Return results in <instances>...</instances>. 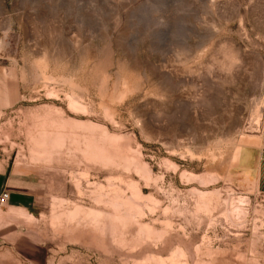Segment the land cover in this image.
Wrapping results in <instances>:
<instances>
[{
    "label": "rangeland",
    "instance_id": "obj_1",
    "mask_svg": "<svg viewBox=\"0 0 264 264\" xmlns=\"http://www.w3.org/2000/svg\"><path fill=\"white\" fill-rule=\"evenodd\" d=\"M0 93V264H264V0H0Z\"/></svg>",
    "mask_w": 264,
    "mask_h": 264
},
{
    "label": "crops",
    "instance_id": "obj_2",
    "mask_svg": "<svg viewBox=\"0 0 264 264\" xmlns=\"http://www.w3.org/2000/svg\"><path fill=\"white\" fill-rule=\"evenodd\" d=\"M8 180L9 179H5L4 177L0 176V199L2 197V192L8 189ZM10 193H11L9 197L10 206L23 210L24 209L26 210V208L30 206L32 200H31V196L28 193L14 191V190L10 191Z\"/></svg>",
    "mask_w": 264,
    "mask_h": 264
},
{
    "label": "built area",
    "instance_id": "obj_3",
    "mask_svg": "<svg viewBox=\"0 0 264 264\" xmlns=\"http://www.w3.org/2000/svg\"><path fill=\"white\" fill-rule=\"evenodd\" d=\"M8 199H9V195L8 194H4L2 196L1 203H5Z\"/></svg>",
    "mask_w": 264,
    "mask_h": 264
}]
</instances>
